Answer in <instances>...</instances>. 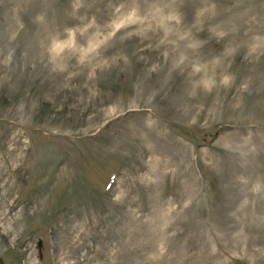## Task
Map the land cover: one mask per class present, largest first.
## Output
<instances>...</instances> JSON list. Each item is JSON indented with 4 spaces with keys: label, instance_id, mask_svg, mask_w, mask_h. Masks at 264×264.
Instances as JSON below:
<instances>
[{
    "label": "rangeland",
    "instance_id": "rangeland-1",
    "mask_svg": "<svg viewBox=\"0 0 264 264\" xmlns=\"http://www.w3.org/2000/svg\"><path fill=\"white\" fill-rule=\"evenodd\" d=\"M2 264H264V0H0Z\"/></svg>",
    "mask_w": 264,
    "mask_h": 264
},
{
    "label": "water",
    "instance_id": "water-1",
    "mask_svg": "<svg viewBox=\"0 0 264 264\" xmlns=\"http://www.w3.org/2000/svg\"><path fill=\"white\" fill-rule=\"evenodd\" d=\"M0 264H2V260L0 259Z\"/></svg>",
    "mask_w": 264,
    "mask_h": 264
}]
</instances>
